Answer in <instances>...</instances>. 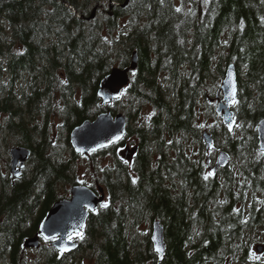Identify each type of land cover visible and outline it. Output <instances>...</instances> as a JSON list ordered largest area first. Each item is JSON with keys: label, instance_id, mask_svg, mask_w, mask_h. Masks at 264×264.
Instances as JSON below:
<instances>
[{"label": "trees", "instance_id": "trees-1", "mask_svg": "<svg viewBox=\"0 0 264 264\" xmlns=\"http://www.w3.org/2000/svg\"><path fill=\"white\" fill-rule=\"evenodd\" d=\"M106 1L117 4L104 20L80 17ZM176 1L0 0V145L30 150L22 175L0 181V264H69L46 241L30 260L23 241L67 195L61 188L79 182L59 147L69 148V131L104 108L126 115V131L90 154L110 158L97 170L107 207L89 213L72 255L88 251L93 264H264L253 257L264 242V152L255 130L264 117V0ZM133 51L127 87L101 106L100 79L126 67ZM231 62L237 124L228 132L218 123V146L231 161L210 173L185 142L201 144L200 100L209 104ZM127 138L135 144L130 161L117 153ZM155 219L163 226L161 260L141 228Z\"/></svg>", "mask_w": 264, "mask_h": 264}, {"label": "water", "instance_id": "water-1", "mask_svg": "<svg viewBox=\"0 0 264 264\" xmlns=\"http://www.w3.org/2000/svg\"><path fill=\"white\" fill-rule=\"evenodd\" d=\"M129 0H124L121 6H125ZM113 2H110L112 6ZM137 66V53L134 51L130 62L126 67L113 66L103 76L98 84L97 95L101 105L111 103L118 98L129 82V72L134 71ZM221 91L222 97L218 92ZM237 94V77L235 65H227L221 80L219 90L216 93L217 105L215 113L220 115L221 121L228 131H232L235 125L234 111L231 106L235 102ZM127 117L123 113L112 114L110 110L98 113L93 119L83 120L69 131V143L74 152L89 155L99 149L108 147L119 141L126 131ZM259 150L264 151V117L256 123ZM206 150L214 147L212 135L204 130L201 134ZM134 153L133 149L126 148L123 157L129 159ZM10 175L14 178L22 173L26 161L30 156V150L24 146H12L9 151ZM230 154L221 149L218 151L214 164L210 165V156L206 155V164L211 172L226 166L230 161ZM69 196L56 200L46 211L39 222L37 231L24 239L23 247L39 248L41 239L52 240L51 245L61 253H68L77 248L78 243L72 237L80 232L86 225L89 213L95 211L105 197L102 186L97 185V192L88 185L76 183L68 188ZM55 236L56 239H50ZM49 237V239H45ZM71 237V238H70ZM150 241L153 251L161 260L165 254V242L163 226L158 219L152 221L150 230ZM64 248L66 251H61ZM159 249V251H157ZM262 244H256L257 252L263 251Z\"/></svg>", "mask_w": 264, "mask_h": 264}, {"label": "rangeland", "instance_id": "rangeland-1", "mask_svg": "<svg viewBox=\"0 0 264 264\" xmlns=\"http://www.w3.org/2000/svg\"><path fill=\"white\" fill-rule=\"evenodd\" d=\"M79 1L81 2L82 0H79ZM179 1L180 0L176 1L177 4L179 3ZM108 2L106 1L105 3H103L104 8L101 10V12L97 11L98 6H93V7L91 6L92 9L94 8V10L96 12V13L94 12V14H93L94 16L92 19L96 18L97 20L101 21V20H104L107 15H111V12H110L111 8H108V5H109ZM188 6H189V4H188ZM91 7H90V11H91ZM221 79L222 78H220L217 81V86H216L217 89L220 86ZM215 91H213V92H215ZM207 95H209V94H207ZM210 97H212V96H210ZM210 103H211V105H210ZM215 104H216V101H214V102L209 101V104H206L205 99L202 98L200 100V103L198 106V116L196 117V123H197L198 127L200 128V139H201V133L204 130H208L209 132H211V128H212L216 131L217 138L215 139V141H216L215 148L210 150L209 152H206L205 147H204V141L202 139H201V144L194 141V139H192L191 137L185 142L186 143L185 147L189 151V153L191 154V158L192 159H198L199 157H202V163L203 164H205L206 154H208V153L210 154V157L212 156V158L214 159V157L217 155V151L219 149H221V147H219L218 144L224 139L223 138L224 136L221 134V131H220L219 126H218V123H221V119L214 112ZM121 105H125V102L123 101L121 103ZM210 108L212 109L211 113H210ZM151 111H152V109L149 106H146V105L144 106V108H143L144 113L147 114V113H150ZM0 123H2V122H0ZM236 124H237V122L235 123V126H236ZM54 129L55 128H53L51 130V134L54 133ZM56 136H57V134H53V137L56 138ZM58 138H59V135H58ZM3 142L0 145V181L2 178L13 179L9 173L8 150L14 145L10 144L9 147H7L5 140ZM7 142L11 143V140H8ZM60 144H61V142H60ZM134 145H135L134 139L127 138L125 140V142L117 148V153L119 155L123 156L125 154L126 148L133 149ZM69 148L72 150L71 147H69ZM69 148L66 145L60 146L59 147V154L63 155V157H65L67 159L71 158L73 160L76 179H78L79 182H83V183L88 184V185L96 186V184L99 183V181L97 179V177H98V174H97L98 171L97 170L99 167H101L102 165H104L105 163H107L110 160L109 155H105L104 157H95V159L91 158V156H82V155H79L78 157L73 158V157H71V150ZM22 172H23V170H22ZM99 184H101V183H99ZM1 186H2V184H0V189L3 188ZM68 187L69 186H67L66 188H68ZM61 193L67 194V191H65L64 187L61 188ZM151 222L152 221L149 220L148 222L143 223L141 228L143 230L144 229L147 230L150 233ZM80 238H81L80 235H78L77 240H79ZM258 243L264 244L263 241H260ZM26 255H27V258L32 260V259H34V257L37 258L36 256L38 255V252H37V250L29 249V250H26ZM253 257H254V260L256 258V260H258L260 262L264 261V251H262L261 253H257L255 250H253ZM68 262H69V264H93L91 258L89 257L88 251L87 252L78 251L74 255L70 254L68 257ZM226 264H245V263L227 262ZM248 264H251V263H248Z\"/></svg>", "mask_w": 264, "mask_h": 264}, {"label": "flooded vegetation", "instance_id": "flooded-vegetation-1", "mask_svg": "<svg viewBox=\"0 0 264 264\" xmlns=\"http://www.w3.org/2000/svg\"><path fill=\"white\" fill-rule=\"evenodd\" d=\"M94 5H95V6H98V7H97V11H100V12H101V10L104 8L103 4H100V3H94ZM90 13H91V12H90ZM90 13H89L88 15H87L86 13H85L86 15L82 13V14L80 15V17H81V18H85L86 20H90V19H89V18H90V17H89V16H90ZM95 13H96V12H95Z\"/></svg>", "mask_w": 264, "mask_h": 264}, {"label": "snow or ice", "instance_id": "snow-or-ice-1", "mask_svg": "<svg viewBox=\"0 0 264 264\" xmlns=\"http://www.w3.org/2000/svg\"><path fill=\"white\" fill-rule=\"evenodd\" d=\"M177 11H179V9H177ZM102 207H107V205L106 204H104V205H102ZM80 235V237H81V239L83 238V235H82V233L81 234H79ZM71 238V237H70ZM45 239H49V237H45ZM50 239H53V240H55L56 239V237L55 236H53V237H50ZM61 251H66V249H64V248H62L61 249ZM157 251H159V249H157Z\"/></svg>", "mask_w": 264, "mask_h": 264}]
</instances>
